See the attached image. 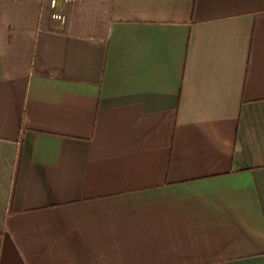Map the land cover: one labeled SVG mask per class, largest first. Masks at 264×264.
<instances>
[{
  "label": "crops",
  "instance_id": "0c3cea01",
  "mask_svg": "<svg viewBox=\"0 0 264 264\" xmlns=\"http://www.w3.org/2000/svg\"><path fill=\"white\" fill-rule=\"evenodd\" d=\"M86 1L0 20V264H264V0Z\"/></svg>",
  "mask_w": 264,
  "mask_h": 264
},
{
  "label": "rangeland",
  "instance_id": "374dc122",
  "mask_svg": "<svg viewBox=\"0 0 264 264\" xmlns=\"http://www.w3.org/2000/svg\"><path fill=\"white\" fill-rule=\"evenodd\" d=\"M90 2H88L85 5L86 9H90L92 8V6H98L96 9L94 8V15H102L101 12V4H102V0H89ZM87 1L86 0H74L73 2H71L68 6H67V12L72 9V7L78 5L79 3L81 4H85ZM104 3H107V0H103ZM29 3L30 6H36L38 8V15H39V21L42 19H46L49 18L48 13H47V0H0V20H4L5 22H12V11L11 9H14L17 7V5L19 6L20 4H27ZM17 4V5H16ZM15 7H14V6ZM20 20H18V24H16V27H14L13 29H9L7 26L3 27L2 29L0 28V32L2 33H8L10 30H13V37L14 39H17L19 41H22L23 43H19L21 45H19L21 48H24V51L26 52V48L29 45L28 43H30V38L32 37V31L34 30V26L36 24V19L34 18V15L29 11H25L22 12V14H20ZM69 16V12L68 15ZM11 26V24H10ZM13 39V38H12ZM14 44V43H13ZM28 44V45H27ZM13 51L11 53V56H9L7 59L8 62H12L16 65L21 66L23 65L26 60V58H24L23 54L19 53V50L16 46L17 45H13Z\"/></svg>",
  "mask_w": 264,
  "mask_h": 264
},
{
  "label": "built area",
  "instance_id": "2783aa9c",
  "mask_svg": "<svg viewBox=\"0 0 264 264\" xmlns=\"http://www.w3.org/2000/svg\"><path fill=\"white\" fill-rule=\"evenodd\" d=\"M74 0H47L50 18L58 25H64L68 20L67 6Z\"/></svg>",
  "mask_w": 264,
  "mask_h": 264
}]
</instances>
